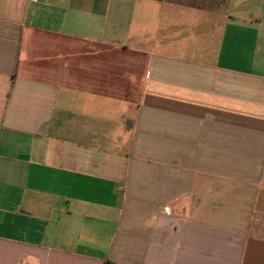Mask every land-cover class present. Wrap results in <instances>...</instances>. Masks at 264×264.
<instances>
[{"label":"crops","instance_id":"obj_1","mask_svg":"<svg viewBox=\"0 0 264 264\" xmlns=\"http://www.w3.org/2000/svg\"><path fill=\"white\" fill-rule=\"evenodd\" d=\"M0 264H264V0H0Z\"/></svg>","mask_w":264,"mask_h":264}]
</instances>
